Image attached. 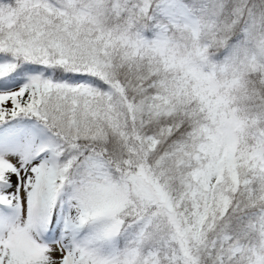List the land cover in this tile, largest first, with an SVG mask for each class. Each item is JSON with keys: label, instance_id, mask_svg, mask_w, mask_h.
<instances>
[{"label": "snow or ice", "instance_id": "snow-or-ice-1", "mask_svg": "<svg viewBox=\"0 0 264 264\" xmlns=\"http://www.w3.org/2000/svg\"><path fill=\"white\" fill-rule=\"evenodd\" d=\"M0 264H264V0H0Z\"/></svg>", "mask_w": 264, "mask_h": 264}]
</instances>
